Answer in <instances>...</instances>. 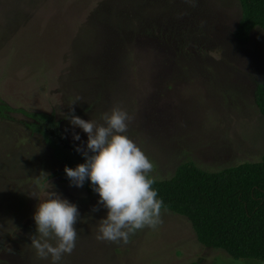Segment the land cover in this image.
Here are the masks:
<instances>
[{
  "label": "rangeland",
  "instance_id": "obj_1",
  "mask_svg": "<svg viewBox=\"0 0 264 264\" xmlns=\"http://www.w3.org/2000/svg\"><path fill=\"white\" fill-rule=\"evenodd\" d=\"M240 17L238 0H0V104L53 114L74 148L88 136L67 118L73 108L103 123L120 107L157 180L187 161L206 172L260 162L264 118L253 93L264 84V31L237 41ZM31 122L0 118V264H52L31 245L34 214L52 191L80 212L76 248L59 264H261L202 246L169 211L128 244L98 241L107 215L92 211L99 194L59 176L63 165Z\"/></svg>",
  "mask_w": 264,
  "mask_h": 264
},
{
  "label": "trees",
  "instance_id": "obj_2",
  "mask_svg": "<svg viewBox=\"0 0 264 264\" xmlns=\"http://www.w3.org/2000/svg\"><path fill=\"white\" fill-rule=\"evenodd\" d=\"M238 1L241 17L233 35L245 43L253 29L264 31V0ZM253 100L264 118V84H256ZM7 113H18L32 121L27 127L42 137L53 158L63 165L60 177L69 180L65 166L75 168L85 162L61 135L53 114L29 113L0 104V118H6ZM153 187L167 211L189 221L202 246L223 251L234 260L264 264V154L260 162L218 172L203 171L192 161L183 162L171 178L157 180ZM83 188L88 196L96 194L90 180Z\"/></svg>",
  "mask_w": 264,
  "mask_h": 264
},
{
  "label": "clouds",
  "instance_id": "obj_3",
  "mask_svg": "<svg viewBox=\"0 0 264 264\" xmlns=\"http://www.w3.org/2000/svg\"><path fill=\"white\" fill-rule=\"evenodd\" d=\"M185 2L195 6V0ZM74 113L73 108L67 117L71 125L88 136L86 148L82 142L75 149L85 162L75 168L65 166V173L70 186L83 187L86 180L91 181L93 191L100 197L93 212L101 206L107 209L106 218L99 221L96 239L128 244L138 230L162 225L168 209L153 187L157 181L151 175L155 166L126 134L131 120L127 111L114 107L102 115L103 123L84 120ZM73 139L79 141L81 137L73 132ZM79 218L78 206L52 191L34 214L37 234L31 237V245L37 256L51 257L52 264H59L64 255H70L79 238L75 227Z\"/></svg>",
  "mask_w": 264,
  "mask_h": 264
}]
</instances>
